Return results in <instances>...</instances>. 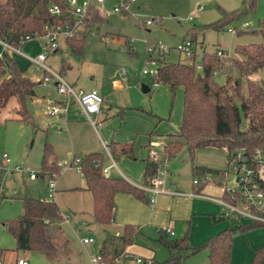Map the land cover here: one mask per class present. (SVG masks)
Masks as SVG:
<instances>
[{
	"label": "rangeland",
	"instance_id": "obj_1",
	"mask_svg": "<svg viewBox=\"0 0 264 264\" xmlns=\"http://www.w3.org/2000/svg\"><path fill=\"white\" fill-rule=\"evenodd\" d=\"M122 1L103 0L97 3L94 0L93 4L104 16L105 21L93 26L83 35L82 52L76 53L62 44L60 51L50 54L46 63L55 71H60L64 61L70 65L63 75L66 81H75L76 88H97L103 97L117 104V107L108 113L109 121L114 120L112 117L117 118L114 120L117 125L110 129L113 140L118 137V139L123 138L124 142L135 141L138 145L149 143L150 150H155L159 159L164 157L168 160L170 157L165 154L164 143L169 139V135L178 131L182 116L183 90L178 87L172 93L168 86L153 84L149 76L141 75L146 44L159 42L170 48L169 53L161 60L165 58L169 62L180 61L186 64H190L189 60L180 59L172 48L185 38L195 43L196 62H201L204 53L216 54L218 50L226 52L227 56L218 59L223 72L219 69L214 76L217 83L223 84L226 73H233L229 72V69L231 59L238 57L234 51L235 47L240 44L262 42L261 36L253 30L258 28L259 20L264 17V0H255L252 7L249 0H135L133 2L127 0L126 12H113L112 9ZM199 6L203 9L198 10ZM148 19L155 21L147 25L145 21ZM220 20H226L221 28L210 27V24ZM242 23H247L243 32L237 30ZM228 28H234L235 32L228 31ZM42 43V40L33 39L28 42L29 49L25 47L23 50L25 53L36 54L38 44L40 46ZM14 60L22 70L29 65L20 56H15ZM121 69L127 72V82L122 80ZM195 71L202 73V69L195 68ZM26 75L36 82L34 91L39 98L58 97L53 85L37 82L40 77L38 72L28 70ZM251 79L264 83V68L254 73ZM141 84H145L149 91L143 92ZM109 87L121 88L113 92ZM243 87L245 89V82ZM37 109L39 114H35V110L31 108L34 126L27 121L21 123L13 120L0 125V146L3 145L1 151L6 152L13 160L12 164L17 163L27 170L23 173L15 170L10 172L7 169L2 171L1 193L8 198L1 197L0 193V248L7 250L4 256L6 264H15L18 258L26 259L29 264L58 262L88 264L90 254L99 250L106 231L112 238L114 236L112 233L114 234L121 227H118L116 222L110 226L92 223L91 193L74 188L85 187L86 183L78 170L79 164H68L67 153L70 152L80 158L91 151L101 152L102 166H107L110 159L101 142L108 144L101 128L102 123L95 126L97 134L85 120L65 123L62 117L48 114V105L40 103ZM121 112H125V115ZM120 119H123L121 122H125L119 126ZM131 136L132 140H126ZM46 142L50 144L54 157L58 161L67 163L66 166L59 168L47 162V166L41 170ZM139 149L145 151L144 157L145 148L139 147ZM141 159L142 157L137 154L135 159L122 156L117 158V165L126 178L140 181L138 175L142 168ZM192 161L210 168L227 169V184L232 183L233 173L231 166L227 165L224 149L201 147L191 156L188 148L183 146L174 157L169 159L168 167L178 181L191 182ZM29 172H34L36 178H30ZM58 172L60 174L54 177L56 179L54 199L59 206L62 219L52 225L58 233L55 236L50 234L56 249L26 253L16 250L14 237L2 226V212L8 214L14 209L10 204L8 207L5 206L6 200H10L9 197L14 199L16 196L47 198L46 184L52 173ZM111 175H117L115 170L111 171ZM246 222L249 221L244 220L241 223ZM148 235L153 238L158 237L154 230ZM84 236L93 238L94 242L82 243L81 237ZM188 242L192 246L200 243L194 237L191 238L189 233ZM260 245H264V226L247 232L237 231L233 235L231 263H249L256 247ZM154 247H156L155 260L161 262L166 259L167 250L160 245ZM125 264L136 263L128 260ZM183 264H209L207 250L188 256Z\"/></svg>",
	"mask_w": 264,
	"mask_h": 264
},
{
	"label": "trees",
	"instance_id": "obj_2",
	"mask_svg": "<svg viewBox=\"0 0 264 264\" xmlns=\"http://www.w3.org/2000/svg\"><path fill=\"white\" fill-rule=\"evenodd\" d=\"M51 3L62 6L64 0H0V38L18 45L20 39L25 36L42 33L45 24L55 21L48 12ZM249 3L252 7L255 0H249ZM103 21L105 18L99 9L91 6L83 25L88 28ZM224 22L226 20H220L210 24V27L219 29ZM253 32L261 36L262 42L240 44L235 47L234 51L238 57L231 59L229 69V72L234 74L226 73L223 84L217 83L215 75L212 74L214 70L219 69L223 72L216 54H203L202 73L196 72L191 64L169 62L165 58L160 61L158 74L151 78L152 82L168 86L172 93L178 87L183 90L182 116L178 132L169 135V139L164 143V151L168 157L174 156L183 146L188 148L191 156L197 148H222L226 152L227 165L230 153L238 148H244L247 154L258 150L264 155V83L251 79L254 73L264 68V17L259 20L258 28ZM83 35L84 31L66 39L68 48L76 53L82 52ZM34 85L35 82L18 69L10 55L6 54L4 58H0V112L5 108L9 98L14 96L19 106L16 112L21 116V120L29 122L27 100L34 96ZM108 147L113 158L134 157L132 143H118L112 140ZM49 155L50 146L46 143L41 162L42 169L47 166ZM97 160L99 164L95 166ZM156 167L157 162L147 156L144 183H148ZM79 168L86 183L85 189L92 196L93 220L98 224L106 225L112 222L113 199L118 192L129 193L147 201L145 192L125 179L102 174L101 153L92 152L80 157ZM192 172L194 178L198 180L210 177L221 184L227 169L193 164ZM223 197L229 198L225 188ZM219 218L211 216L212 221ZM61 219V212L54 200L26 196L22 198V212L13 219L5 220L3 224L14 237L16 250L54 251L56 246L50 239L49 225ZM259 226L264 224L231 220L224 229L196 246L189 244L187 234L181 238H168L160 231L156 242L167 250L168 256L161 262L154 260V264H183L188 256L204 249L208 252L209 264H232L230 255L233 235L237 231L247 232ZM123 230L121 236L111 238V235H107L103 239L99 251L105 264H114V257L122 253L126 246L134 243V237L139 233L137 227L132 224L125 225ZM3 251L0 248V258ZM247 264H264V245L255 250Z\"/></svg>",
	"mask_w": 264,
	"mask_h": 264
},
{
	"label": "built area",
	"instance_id": "obj_3",
	"mask_svg": "<svg viewBox=\"0 0 264 264\" xmlns=\"http://www.w3.org/2000/svg\"><path fill=\"white\" fill-rule=\"evenodd\" d=\"M94 0H64L63 5L57 3H51L48 7V12L55 18L53 23L45 24L42 33H35L32 36H25L20 39L18 45L10 44L8 41L0 38V58H4L6 54H17L25 58L31 68L38 73H41V82L49 83L54 82L56 90L59 94L66 97L63 102L54 103L49 107L48 114L64 115L68 111L69 99H71L80 110V114L87 119L92 125L96 123L93 116L97 115L101 111V105L104 101V97L95 89L88 91L77 90L70 83H68L60 72H57L50 68L46 60L50 54L55 53L60 48L62 42L66 39L77 36L83 31V20L87 15L88 8L94 6ZM97 3L103 0H95ZM127 0H123L118 6L112 9L115 13L127 11ZM133 2L135 0H128ZM202 9V6L197 8ZM155 19H148L145 21L147 25L151 24ZM247 26V23H242L238 26L237 30H243ZM228 31L235 32L234 28H228ZM39 39L42 40L40 45V51L35 55H30L22 50V45L30 40ZM174 51L178 53L180 59L189 60L190 64L195 68L202 69V62H196V46L195 43L188 38L183 39L174 47ZM170 48L160 44L159 42L147 43L145 47V57L143 67L141 70L142 76L155 77L158 74L160 61L162 57L168 54ZM218 59L227 56L226 52L218 50L216 52ZM164 59V58H163ZM217 71L212 72L213 75H217ZM121 76L123 80L127 79V75L124 69H121ZM155 84V83H153ZM161 145L159 144V147ZM104 150L111 159L109 166L101 169L102 174L109 176V169L115 168L119 174L116 162L110 155L109 147L103 144ZM148 156L151 160L157 162L155 173L149 178L148 183L137 186V188L143 190L148 195V201L153 203L154 198L159 194H172L178 195L180 192L166 188V176H167V163L166 159L162 157L159 159L158 153L155 150H150ZM68 164L73 162L79 164V158H69ZM9 164H12V159L6 154H2L1 166L3 169H9ZM54 164L57 167L66 166L64 161H56ZM99 164L97 160L95 166ZM228 165L231 166L233 173V181L230 185L226 184L225 189L228 192V197H210L218 202L224 209V216L231 220L241 221L247 220L251 222H257L264 224V155L256 150L252 154H247L244 148H238L230 153L228 159ZM13 170L17 172H24L25 169L19 164H13ZM60 173H52L47 182L48 200H53L56 191L55 178ZM30 178H35L34 172H29ZM204 181H210V177H205ZM197 178L193 179V184H198ZM169 233L173 234L169 229ZM81 241L84 244H91L94 242L91 237H81ZM130 259L128 252L123 251L114 257V264H125ZM131 260L136 264H154L152 258H146L142 256H132ZM0 264L3 261L0 259ZM15 264H29L24 258H18L15 260ZM88 264H105L103 256L98 250L96 253L90 254V260Z\"/></svg>",
	"mask_w": 264,
	"mask_h": 264
},
{
	"label": "crops",
	"instance_id": "obj_4",
	"mask_svg": "<svg viewBox=\"0 0 264 264\" xmlns=\"http://www.w3.org/2000/svg\"><path fill=\"white\" fill-rule=\"evenodd\" d=\"M91 28L92 27H88V28L84 27L83 28L84 34H87L88 30H90ZM30 41H27L22 45V50L25 47L27 49H29L30 46H28V42H30ZM62 44H64L68 48L66 41H64L61 43L58 51H60ZM37 49L38 50H37L36 54L40 51L39 44L37 46ZM30 50H31V48H30ZM58 51H56V52H58ZM30 55H35V54H30ZM10 56L14 59L15 56L19 57L20 55L11 54ZM20 57H22V56H20ZM22 59L25 62H28L25 58L22 57ZM69 67H70L69 64L62 61V64L60 66V71H57V72H60L62 75H64L65 70L69 69ZM18 69L21 70L26 77H28L30 80L35 82L32 78H30L29 76L26 75V72L28 70L31 72H35L31 68L30 65H27L24 70H22L20 67H18ZM39 74H40V77H39V79H37V82L42 83L41 82V75L42 74L41 73H39ZM126 75H127V72H126ZM122 80H123V78H122ZM123 81L127 82L128 78L126 80H123ZM68 83H70L77 90H85V91H88L91 89L97 90V88H94V87H92L90 89H86L83 87L76 88L77 84L75 81L68 82ZM35 84H36V82H35ZM44 84H51L56 89L54 82H49V83H44ZM109 88H111V91L114 92V91L119 90V88H121V87L116 88V89H114L112 87H109ZM57 94H58V97L54 98V99H47L45 97L39 98L34 91V96L27 100V111L29 114V123L31 125L34 126V117L32 116L31 108L33 110H35V114H39L37 107L40 105V103H43L45 105H48V107H50L52 104L63 102L66 99L65 96L59 94L58 92H57ZM69 101H71V102H69L68 111L66 112V114H64V115H53V116L62 117L64 119L65 123H71L72 121L85 120L92 126V128L94 129V131L97 134H98V132H97V129L95 126L100 125L102 123L101 128H102L104 136L107 139L108 144L113 140L112 134H110V129L117 125L116 122H114V120L115 119L117 120V118L112 117V118H114V120L109 121L110 118L108 116V113L112 112V109H115L117 107V104L114 101L111 102L107 98L104 97V101L101 105V111L97 115L93 116V118L96 120V123L94 125H92L87 119H85L80 114V110H79L78 106L76 105V103H74L71 99H69ZM18 107L19 106H18V102H17L16 98L14 96L10 97L5 108L0 112V125L5 124L7 121H10V120L24 123L25 121L21 120V116L16 112ZM121 113H123L125 115V112H121ZM121 120H123V119H120V122L118 123L119 126L125 122V121L121 122ZM104 122H107V123H104ZM148 139L150 140V138H148ZM122 140H123V138L118 139V137H116V140H113V141H116L118 143H132L133 150H134V152H133L134 157H132V158L135 159L136 154L138 156L142 157V159H141L142 160L141 173L138 175V176H140L139 177L140 181L139 180L133 181V180L126 178V176L121 172V170L119 169V167L117 165V158H113L111 153H110V155H111L112 159L116 162L118 170H120V172L123 175L120 176L121 174L119 175L118 171L112 167L109 169V174H110L109 176H112L111 171L115 170L117 175H114V177H121V178L125 179L127 182H129L130 184L137 187L139 185L144 184L145 159L148 156V152L150 150V144L147 143L144 145H138L137 143H135V141L124 142V140L123 141ZM126 140H132V136ZM101 142L108 146V144L105 143L104 141H101ZM0 143H1V135H0ZM49 146H50V144H49ZM139 147L145 148L146 155L144 157H143V155L145 154V151L142 152V149H139ZM2 148H3V145L0 146V152H1L0 153V193H1V188H2L1 187V182H2L1 176H2V171L4 170L1 166L2 154L6 153L4 151H1ZM92 152H96V151H91L88 153H92ZM98 153H101V152H98ZM67 157H68V159L69 158H79V157H76L75 155H72L70 152L67 153ZM108 157H109V155H108ZM118 158H120V157H118ZM170 158H172V157H170ZM109 159H110V157H109ZM169 159L166 161V163H167L166 188H169L172 190H177L178 192H180V194H178V195L159 194L154 198L153 203H150L148 201L147 193H145L147 201L141 200L139 198H136L132 194L124 193V192H118L114 195V199H113L114 206L112 209L113 220L110 224H106V225L110 226V225H113L114 222H116L118 227H121V229L116 230V232L114 234L112 233V235L121 236L124 232L123 228L127 224H132V225L136 226L138 231H139L138 235H136L134 237V243H132V244H130L124 248V251L128 252V254L130 256L129 260H131V257L135 256V255L146 257V258H152L153 260H155V254H156L155 248L156 247H154V246L155 245L158 246L159 244L156 242L157 237L153 238L150 235H148V234H150V232L153 233V230L155 233H157V235H159V232L162 231V233L164 235H166L168 238H181L185 234H187V236H188V233H189V236L191 238L194 237L195 239L199 240L200 243L196 244V245H199V244L203 243L204 241H206L212 234H215V233L221 231L222 229H224L231 222L230 218L224 216L223 207L218 202H216L215 200L210 198V197H223L224 188H225V185L227 184V174L224 178L225 183L223 181L222 186H221L222 183L218 184L217 181H213L211 179H210V181H207V182L202 179V180H199L198 184H193L194 176H193V172H192V165L195 163L192 161L191 166H190L192 180H191V182L182 183V182L178 181L174 177L172 171L169 170V167H168L169 166L168 165ZM55 160H57V159H56V157H54V155L51 151V146H50V155L47 158V162L49 164L53 165ZM12 163H13V160H12ZM14 164H17V163H14ZM72 164L77 165L74 162ZM110 164H111V159H110V163L107 166H109ZM195 165H197V164H195ZM198 166H203V165H198ZM8 167H9V169H7V170H9L10 172L14 171L13 170V164L9 165ZM203 167H206V166H203ZM208 168H210V167H208ZM214 169H216V168H214ZM41 170H42V166H41ZM78 170L80 171V168ZM26 171L27 170L25 169L24 172H26ZM19 173H23V172H19ZM80 174H81V172H80ZM35 178H33V179H35ZM55 181H56V179H55ZM46 187H47V184H46ZM74 188H78V189L88 191L85 189V187H74ZM1 195H2L1 197H4V196L7 197V195H4L3 193H1ZM6 197H5V199L8 198V197L7 198ZM23 197H26V196H16V198H14V199H12V197H9V198H11L10 199L11 201L9 199L6 200L5 206L8 207L10 204L14 207V209L12 212H10L8 214L2 212L1 218L3 219V222L5 220L13 219V218L17 217L22 212V198ZM53 200L55 201V199H53ZM10 202H12V203H10ZM56 204H57V202H56ZM57 206H58V204H57ZM58 208H59V206H58ZM92 208H93V204H92ZM90 214L92 217V223L96 224V222L93 220L92 209H91ZM211 216H215L217 218L220 217L222 219L219 218V220H213L212 221ZM243 221L244 220H241V222H243ZM52 225H55V224L54 223L51 224V228H49V230L51 232L50 234L52 236H55L58 233V231L55 230L54 227H52ZM2 226L5 228L3 223H2ZM167 229H169L173 234L169 233V231H167ZM105 235L107 236V235H111V234L108 231H106ZM196 245H193V246H196ZM260 246H262V245H260ZM260 246H258V247H260ZM258 247H256V248H258ZM99 250H100V248H99ZM26 252H28V251H25V253ZM5 253H7V250L3 251L1 258H0L3 261V264H6V262L4 260L5 259L4 258ZM243 264H246V263H243Z\"/></svg>",
	"mask_w": 264,
	"mask_h": 264
},
{
	"label": "water",
	"instance_id": "obj_5",
	"mask_svg": "<svg viewBox=\"0 0 264 264\" xmlns=\"http://www.w3.org/2000/svg\"><path fill=\"white\" fill-rule=\"evenodd\" d=\"M141 90L143 92H148L149 91V88L145 84H141Z\"/></svg>",
	"mask_w": 264,
	"mask_h": 264
}]
</instances>
